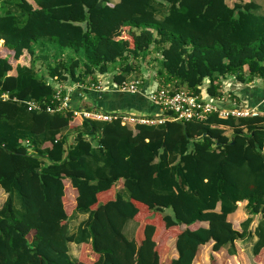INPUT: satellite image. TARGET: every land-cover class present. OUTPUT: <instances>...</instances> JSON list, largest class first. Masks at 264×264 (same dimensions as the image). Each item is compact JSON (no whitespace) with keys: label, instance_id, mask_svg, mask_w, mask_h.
<instances>
[{"label":"trees","instance_id":"trees-1","mask_svg":"<svg viewBox=\"0 0 264 264\" xmlns=\"http://www.w3.org/2000/svg\"><path fill=\"white\" fill-rule=\"evenodd\" d=\"M260 6L255 0L232 6L226 0H2L0 94L8 99L0 98V188L7 194L0 264H203L201 248L209 243L213 264H248L235 245L248 237L256 238L249 263L262 264L264 114L122 125L46 110L58 85L89 86L106 73L120 85L152 52L159 55V81L151 90L171 84L215 102L223 88L243 102L250 90L232 91L223 80L264 86ZM52 43L65 51L55 56ZM39 59L46 73L35 68ZM123 95L147 104L137 94ZM250 95L253 105L264 87ZM26 101L41 109L28 110ZM65 179L77 193L72 209ZM240 201L248 216L237 230L227 216ZM76 214L87 217L70 232ZM129 220L137 224L131 239L123 231ZM197 222L207 226L190 228ZM170 237L177 257L166 261ZM71 242L81 247L77 259L69 254Z\"/></svg>","mask_w":264,"mask_h":264},{"label":"built area","instance_id":"built-area-1","mask_svg":"<svg viewBox=\"0 0 264 264\" xmlns=\"http://www.w3.org/2000/svg\"><path fill=\"white\" fill-rule=\"evenodd\" d=\"M142 80L127 79L117 86V90L125 93H138L142 87ZM80 86V84H78ZM89 88L100 90V84L91 83ZM2 100L8 99L7 93H1ZM147 100L157 108L152 115H134L129 113H111L96 109L71 108V97L63 85H58L53 94L52 104L46 105L50 113L70 110L75 118L92 121H112L119 119L122 125H135L137 123L159 125L165 121H203L210 114L217 113L221 118L229 116L234 118L250 117L264 114L259 106L264 102V97L259 104L249 105L247 102H238L228 90L222 88V94L215 102L205 100L194 95L184 88H175L171 84L160 85L146 94ZM16 101L15 98L12 99ZM28 110H40L41 105L34 101H26Z\"/></svg>","mask_w":264,"mask_h":264},{"label":"crops","instance_id":"crops-1","mask_svg":"<svg viewBox=\"0 0 264 264\" xmlns=\"http://www.w3.org/2000/svg\"><path fill=\"white\" fill-rule=\"evenodd\" d=\"M231 1H232V3L229 4V3H227V0H226V3L228 6H232L233 3L238 1V0H231ZM242 1L247 2L249 0H242ZM257 3H259V2H257ZM260 7H261L262 12H264V6H260ZM51 52H50V54H51ZM39 60H42V59H39ZM111 74L112 73H106L104 75L98 76L96 84H100V87H101L100 90H96L94 88H89V87H87V85L86 86L85 85L79 86L78 84L65 83V85H63V86L66 88V91L69 92L70 97H71V102H73L74 105H77L78 108L80 107V108L96 109V110H102L103 111V109L98 108L97 105L98 106L104 105V107L109 108L106 111H109L112 113H129V114H134V115H152V114H155L156 112H158L156 107L153 106L146 98V94H147L146 91L148 89H152L155 86L151 80L143 81L140 92L134 93V94H137V96L142 97L147 104H145V103L141 104L139 102H134V101H131V102H134L131 104L130 102H128L129 99L126 97V95H123V94H130V93L118 91L117 86L115 84H113V82L111 80ZM228 78L229 77H225L223 82L226 83V87L229 88L230 90L235 91V92L237 89H238L237 92L244 91L243 89H246V88L248 90H250L248 92V94L245 93V96H246L245 98L241 97V100H244L249 105H250L249 102L253 98V96H251L250 94L255 93L256 90L264 87L262 82H261L262 84L257 83V82L256 83L252 82V83L242 85V84H238V83H233V80H231V79L228 81L227 80ZM127 79L129 80V79H133V78H131L129 76V78H127ZM127 79H125V80H127ZM232 85H234V86L232 87ZM263 97H262V99H263ZM261 100H259L257 103H255L253 105L259 104ZM128 105H133V106H137V107H130L129 108ZM152 107L154 109V112L151 114H148V113L145 114V112L152 111ZM44 146L49 147L50 143L46 142L44 144ZM64 184H65V194L68 197V201H72V205L70 207V209H72L74 206L73 205V202L75 200L74 198H75L77 193L74 189H72L70 187L68 179L64 180ZM0 191L3 193V197H4L3 201L1 202V204H2L4 202V200L6 199L7 194L4 193V191L1 188H0ZM245 204H246V201L238 202L236 211L227 216L228 221L231 222L233 228H235L237 230L240 229V223L245 218H247V216H248L246 214ZM86 217H87V214H76L68 225L69 231L74 232L76 230L77 226L80 224V222L83 221ZM259 219H260V214H256L253 216V221L250 225L251 230L254 229V227L256 226ZM73 221H75L74 224H71ZM198 226H204L205 227V226H207V223L206 222H197V223H194L192 226H190V228H196ZM136 227H137V224L134 220H129L125 224L123 231H124L125 236L128 239H131L133 237ZM255 239H256L255 237L252 238V243H253V241H255ZM174 243H175V238L170 237L168 242H167V246H168L169 250L167 253H165L166 261H169L172 258L177 257V251L175 249ZM237 244L238 243L236 241L235 245H236L238 257L242 258V256L245 255V257L247 258V263H248V261H249L248 260L249 258L247 256L248 254L241 248L240 245L237 246ZM208 245L211 246V243H209ZM75 247L78 248V251H73L71 253V249H74ZM80 248H81L80 245H77V244L72 243V242L69 243V254L73 259H77L79 257ZM239 251H241L242 254ZM250 251H251V249H250ZM249 255H251V252ZM203 257L204 256L202 255V260H203ZM196 261L197 260L195 259V262ZM242 261H243V258H242ZM205 262H206V260L203 262V264H206ZM256 264H258V263H256Z\"/></svg>","mask_w":264,"mask_h":264},{"label":"rangeland","instance_id":"rangeland-1","mask_svg":"<svg viewBox=\"0 0 264 264\" xmlns=\"http://www.w3.org/2000/svg\"><path fill=\"white\" fill-rule=\"evenodd\" d=\"M257 2H259L261 4V6H264V0H256ZM227 3L231 4L232 1L231 0H227ZM2 5V0H0V6ZM53 48L55 51V56H60L62 52H64L65 50L61 49L59 46H57L55 43L51 44V47ZM48 54H50V52H47ZM53 53V52H52ZM54 55V54H53ZM51 55V56H53ZM54 59V58H53ZM55 60V59H54ZM53 62V61H52ZM136 64H139V62H137ZM45 62L42 60H38L35 63V68L39 71H42L43 73H46V66H45ZM141 68L140 70L137 71H133L130 73V77L133 79H140L143 81H148L151 80L153 82L154 85L158 84L159 81V77H158V68H159V55L156 54V52H152L150 54L145 55V57L141 60L140 62ZM112 66V65H111ZM231 78H228L227 80L229 81ZM233 79V78H232ZM231 79V80H232ZM154 80V81H153ZM158 80V81H157ZM161 80V79H160ZM206 82L203 86V88L206 87ZM151 89H148L146 91V93H148ZM225 133L229 136L231 134V130H225ZM71 138V136H70ZM4 197H3V193L0 191V205L1 202L3 201ZM15 204H16V208L19 207L18 205V200L17 198H15ZM169 212V210H168ZM75 221H73L71 224H74ZM162 234V231L161 233ZM237 246L240 245L241 248L249 255L250 254V247L252 244V238H246L244 240H238L237 241ZM75 249V250H74ZM74 249H71V253L73 251H78V248L75 247ZM214 253H212L211 251V246L210 245H204L201 248V256H205V260H206V264H213V257L211 258V255L213 256ZM250 256V255H249ZM239 263V262H238ZM249 263V261H248ZM223 264H235L234 259L229 260V262L226 260V262H224ZM251 264V263H249ZM252 264H256V263H252ZM262 264H264V257H263V261Z\"/></svg>","mask_w":264,"mask_h":264}]
</instances>
